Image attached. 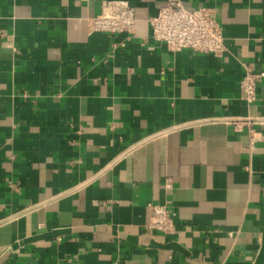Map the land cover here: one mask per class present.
I'll return each instance as SVG.
<instances>
[{
  "label": "crops",
  "instance_id": "0c3cea01",
  "mask_svg": "<svg viewBox=\"0 0 264 264\" xmlns=\"http://www.w3.org/2000/svg\"><path fill=\"white\" fill-rule=\"evenodd\" d=\"M102 1L0 0V264H264V81L241 88L264 0H183L215 8L223 56L153 40L166 0L90 34Z\"/></svg>",
  "mask_w": 264,
  "mask_h": 264
},
{
  "label": "built area",
  "instance_id": "2783aa9c",
  "mask_svg": "<svg viewBox=\"0 0 264 264\" xmlns=\"http://www.w3.org/2000/svg\"><path fill=\"white\" fill-rule=\"evenodd\" d=\"M215 8L201 6L188 8L183 0H166L155 16L149 18L150 37L166 44L172 52L190 49L194 52L210 53L223 56L226 51L225 35ZM135 7L128 0H103L98 14L88 19L89 33L118 34L126 33L135 36L137 30ZM264 81V70L254 72L247 70L241 80L244 91L243 99L252 103L257 99L258 83ZM236 131L245 127L252 131L248 120H237L233 123ZM167 182V187H170ZM148 228L174 234L176 225L172 210L167 203L150 202Z\"/></svg>",
  "mask_w": 264,
  "mask_h": 264
}]
</instances>
